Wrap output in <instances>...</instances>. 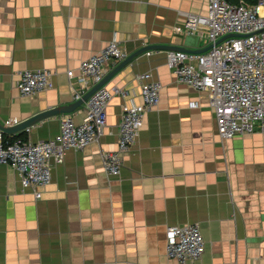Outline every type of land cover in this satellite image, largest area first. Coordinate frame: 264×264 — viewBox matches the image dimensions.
I'll return each mask as SVG.
<instances>
[{"label": "crops", "instance_id": "1", "mask_svg": "<svg viewBox=\"0 0 264 264\" xmlns=\"http://www.w3.org/2000/svg\"><path fill=\"white\" fill-rule=\"evenodd\" d=\"M206 10L207 0H0L2 126L74 103L66 71L77 74L79 62L109 41L125 57L108 62L105 75L154 46L105 83L127 95H113L96 141L52 162L49 183L36 188L40 198L0 163V264H176L166 256L167 228L185 224H196L204 240L193 264H264V134L221 138L207 93L177 84L166 65L167 47L209 45L175 32L185 14ZM38 69L52 72V86L20 94L19 73ZM144 72L160 82L159 102L121 154L120 172L109 175L102 154L116 150L123 104L141 103ZM66 114L81 122L84 104L5 137L54 138Z\"/></svg>", "mask_w": 264, "mask_h": 264}, {"label": "built area", "instance_id": "2", "mask_svg": "<svg viewBox=\"0 0 264 264\" xmlns=\"http://www.w3.org/2000/svg\"><path fill=\"white\" fill-rule=\"evenodd\" d=\"M175 32L198 34L212 45L204 52L166 51V65L174 81L205 92L215 116L217 134L223 139L251 134H264V0H207L203 15L185 14ZM221 41L216 43L218 40ZM125 53L116 40L109 41L97 53L79 62L77 74L66 75L76 83L74 100H79L105 75V65L121 60ZM151 73L137 76L141 83V103H124L118 128L116 150L102 154L104 171L117 175L122 166L121 154L135 142L148 110L159 102L161 84L150 80ZM48 69L23 70L17 89L24 96L52 86ZM114 94L125 97L120 88L101 86L84 103L85 117L75 122L66 114L60 120L59 133L47 140L7 138L0 129V163L15 170L21 186L36 188L50 181L53 164L63 162L68 149L81 150L96 141L106 124V109ZM195 101L190 107L197 106ZM21 120L10 118L5 126ZM52 160V161H51ZM53 162V164H52ZM204 252V240L196 224L167 228L166 256L176 264H193Z\"/></svg>", "mask_w": 264, "mask_h": 264}, {"label": "water", "instance_id": "3", "mask_svg": "<svg viewBox=\"0 0 264 264\" xmlns=\"http://www.w3.org/2000/svg\"><path fill=\"white\" fill-rule=\"evenodd\" d=\"M221 41L218 40L216 43H219ZM150 47H154V46H146L143 47L140 50L135 51L134 53L130 54L127 58H125L117 67H115L113 70H111L108 74H106L103 79L97 83L96 85H94L92 88H90V90H88L81 99L76 100L74 103L65 105V106H57L54 108H49L47 110H44L42 112H39L37 114H34L33 116L27 118L25 121H23L22 123H19L18 125L12 126V127H6V126H2L0 124V129L4 132V133H12V132H16L19 131L22 128H26L30 125H33L34 123L42 120L45 117H49L52 115H56V114H60V113H70L73 110H75L77 107L82 106L85 101L89 98V96L99 87L105 85L106 82H108L112 76H114V74L120 69L122 68L124 65H126L129 61H131L134 57H136L138 54H140L143 51H146L148 49H150ZM165 47V46H162ZM212 45H208L206 48L202 49V50H196V51H192V50H188L185 48H181V47H167V50H173V51H186V52H204L206 50H208L209 48H211Z\"/></svg>", "mask_w": 264, "mask_h": 264}]
</instances>
